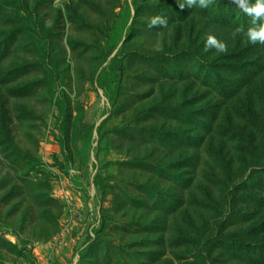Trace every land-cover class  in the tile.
<instances>
[{"label":"rangeland","instance_id":"374dc122","mask_svg":"<svg viewBox=\"0 0 264 264\" xmlns=\"http://www.w3.org/2000/svg\"><path fill=\"white\" fill-rule=\"evenodd\" d=\"M178 2L0 0V264H264V44Z\"/></svg>","mask_w":264,"mask_h":264},{"label":"clouds","instance_id":"9594fccd","mask_svg":"<svg viewBox=\"0 0 264 264\" xmlns=\"http://www.w3.org/2000/svg\"><path fill=\"white\" fill-rule=\"evenodd\" d=\"M232 2L247 16L251 18L252 27H249L246 31L237 27L232 31V36L242 35L251 44H264V0H255L252 3L251 0H232ZM213 3V0H179L178 7L180 9H206ZM259 22V23H258ZM165 26L167 19L165 17H158L151 21L152 26L156 25ZM215 48L217 52H225L226 46L224 43L219 42L215 37L209 36L205 49Z\"/></svg>","mask_w":264,"mask_h":264},{"label":"trees","instance_id":"16d2710c","mask_svg":"<svg viewBox=\"0 0 264 264\" xmlns=\"http://www.w3.org/2000/svg\"><path fill=\"white\" fill-rule=\"evenodd\" d=\"M231 248H233V247H231ZM231 248H230V249H231ZM244 258H245V257H244ZM246 260H247L248 262H249V261L251 262L252 258H251V257H247Z\"/></svg>","mask_w":264,"mask_h":264}]
</instances>
